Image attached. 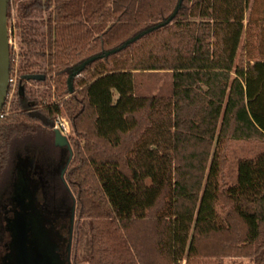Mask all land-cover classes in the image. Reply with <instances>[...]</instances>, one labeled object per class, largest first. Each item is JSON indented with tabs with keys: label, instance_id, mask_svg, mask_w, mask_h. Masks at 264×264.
I'll use <instances>...</instances> for the list:
<instances>
[{
	"label": "trees",
	"instance_id": "16d2710c",
	"mask_svg": "<svg viewBox=\"0 0 264 264\" xmlns=\"http://www.w3.org/2000/svg\"><path fill=\"white\" fill-rule=\"evenodd\" d=\"M177 1L10 0L8 20L15 7L23 22L16 110L51 127L58 104L31 116L26 86L53 81L57 97L69 94L72 68L164 21ZM247 9L248 0H183L169 25L74 78L64 102L77 136L64 175L73 264H264V150L238 160L233 179L225 170L229 143L264 147V59L235 64ZM34 11H49L40 40ZM143 72L170 73L169 95H135ZM10 119L0 120V183L16 142L43 129Z\"/></svg>",
	"mask_w": 264,
	"mask_h": 264
},
{
	"label": "rangeland",
	"instance_id": "374dc122",
	"mask_svg": "<svg viewBox=\"0 0 264 264\" xmlns=\"http://www.w3.org/2000/svg\"><path fill=\"white\" fill-rule=\"evenodd\" d=\"M48 14L49 11H34L28 19L29 22H32V27L35 29L33 35L37 40H40L39 35L44 30L45 21ZM260 21H264V0H248V9L246 11L244 20V31L239 44L235 64H245L251 56L252 58L256 59H264V36L262 35L259 37V30L264 28V24L260 23ZM22 24L23 22H21L18 18L17 8H12L11 17L10 20H8V27L10 56L12 53L14 54V68L13 70H10V75L15 80L17 78V70L20 64L19 26ZM34 46L36 50H42L40 45L36 44ZM115 61H118V58ZM91 70L93 71L94 69ZM158 73L159 74L157 75H149L147 72H143L140 75H136L133 93L135 95L168 96L171 92V74L168 72ZM78 86L76 84V87ZM26 88L31 95L30 98L35 100V105L27 110L26 113L30 114L31 116H35L36 114H40L44 107L58 104L59 116L66 119L69 126L71 127L64 107V102L69 99V94L57 97V94L54 91L53 81H47L42 85L31 82L26 86ZM116 98L117 95L114 94V99ZM15 104L16 99L14 98V92H11L7 96L5 102V117L11 118L6 124L25 122L43 129H41V131L36 130L35 134L16 142L14 145L15 149H13L11 152L9 168L4 173L1 180L0 190L5 189L7 182L10 181L11 183L12 179L14 178V172L17 168L15 160L17 158L25 159L24 161H26V164L29 165L30 172L36 174L39 177L38 184L30 185L29 190L33 191L31 197L36 199V203L38 204L39 208L46 210L49 215L55 217L57 227H59L61 224H64V228L68 229L71 226L70 216L73 202L59 175V171L64 165V162L69 158L68 147L65 145H60L56 142V133L51 131V127L45 129L38 122L29 121L21 116L19 114V110H16ZM55 116L56 115L53 116V119ZM73 140H77V136L71 130V135L69 136L70 145H72ZM81 146H83V142H81ZM263 150V146L260 148L254 143H229L224 153L227 159V165L225 169L226 172L231 174L233 179L236 170V163L238 160L243 158H253L255 154ZM37 176L34 177L36 178ZM33 178H30V180H33ZM231 183L232 181L227 182V184ZM35 186L37 188H35ZM15 193H18L17 195H19L20 192L15 189ZM57 213L58 215L60 214V218L56 216ZM89 222L90 220L88 219H82L81 222L83 227L82 232L85 233V235L87 234L86 225ZM41 226L42 222L40 221L36 228H41ZM85 235L82 236L83 249L86 244ZM223 264H254V260L253 258H230L224 260Z\"/></svg>",
	"mask_w": 264,
	"mask_h": 264
},
{
	"label": "flooded vegetation",
	"instance_id": "af4514ba",
	"mask_svg": "<svg viewBox=\"0 0 264 264\" xmlns=\"http://www.w3.org/2000/svg\"><path fill=\"white\" fill-rule=\"evenodd\" d=\"M68 151L69 158L64 162L59 175L73 202L70 216L71 226L68 229L64 228V224L57 227L55 217L38 207L36 199L31 197L33 191L29 189L31 184H38L39 177L30 172L25 159L17 158L14 178L11 183L7 182L5 189L0 190V264H23L19 261L17 246L19 219L24 221L27 255L24 264H73L75 199L64 178L72 158L70 144ZM15 189L20 192L19 195L15 193ZM56 216L60 218V214L57 213ZM40 221L42 222L41 228H36Z\"/></svg>",
	"mask_w": 264,
	"mask_h": 264
},
{
	"label": "water",
	"instance_id": "95a60500",
	"mask_svg": "<svg viewBox=\"0 0 264 264\" xmlns=\"http://www.w3.org/2000/svg\"><path fill=\"white\" fill-rule=\"evenodd\" d=\"M182 2L183 0L177 1V4L173 12L164 21L150 28H147L146 30L140 32L139 34L133 36L129 40L125 41L119 47L109 50L107 52H104L103 54L95 55L83 61L78 66L72 68L67 77V87H68L69 94L73 92L74 78L80 75V72H82V70L88 64L92 63L93 61L97 59H102V58L108 57L109 55L117 53L121 51L122 49L126 48L127 46H129L130 44L136 42L142 36L169 25L171 21L174 19V17L176 16V14L178 13L179 9L181 8ZM9 3H10V0H0V112L5 105V102L8 96V91L10 88L9 79H10L11 59H10L9 27H8V18H7ZM55 133H56V142L60 145H65L69 148L68 141L64 137H62L58 132H55ZM17 246H18V254L20 257L19 261H21V263L24 264V262L26 261L27 255H26V249H25V232H24L23 219L18 220Z\"/></svg>",
	"mask_w": 264,
	"mask_h": 264
},
{
	"label": "built area",
	"instance_id": "2783aa9c",
	"mask_svg": "<svg viewBox=\"0 0 264 264\" xmlns=\"http://www.w3.org/2000/svg\"><path fill=\"white\" fill-rule=\"evenodd\" d=\"M80 75H78L76 78H79ZM9 85L11 88V92L15 91V85L16 80L12 78L10 75L9 79ZM55 120L53 121V124L51 126V131L58 132L62 137H64L67 141L69 140V136L71 135V127L68 124V121L64 119L63 117L59 116V110L57 113H55ZM6 116L4 110L2 109L0 112V120L4 119Z\"/></svg>",
	"mask_w": 264,
	"mask_h": 264
},
{
	"label": "crops",
	"instance_id": "0c3cea01",
	"mask_svg": "<svg viewBox=\"0 0 264 264\" xmlns=\"http://www.w3.org/2000/svg\"><path fill=\"white\" fill-rule=\"evenodd\" d=\"M69 143V142H68Z\"/></svg>",
	"mask_w": 264,
	"mask_h": 264
}]
</instances>
